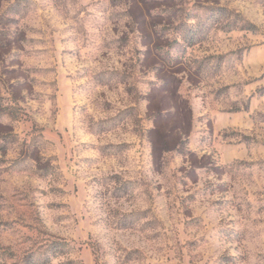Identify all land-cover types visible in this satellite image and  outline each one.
I'll use <instances>...</instances> for the list:
<instances>
[{
    "label": "rangeland",
    "instance_id": "1",
    "mask_svg": "<svg viewBox=\"0 0 264 264\" xmlns=\"http://www.w3.org/2000/svg\"><path fill=\"white\" fill-rule=\"evenodd\" d=\"M0 264H264V0H0Z\"/></svg>",
    "mask_w": 264,
    "mask_h": 264
}]
</instances>
